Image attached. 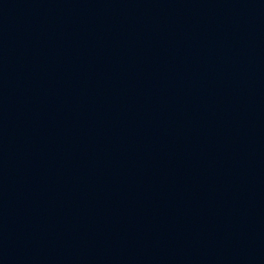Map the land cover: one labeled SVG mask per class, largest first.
Here are the masks:
<instances>
[{"label":"water","instance_id":"water-1","mask_svg":"<svg viewBox=\"0 0 264 264\" xmlns=\"http://www.w3.org/2000/svg\"><path fill=\"white\" fill-rule=\"evenodd\" d=\"M1 264H264V0H0Z\"/></svg>","mask_w":264,"mask_h":264}]
</instances>
